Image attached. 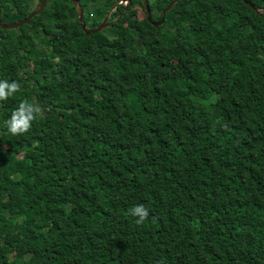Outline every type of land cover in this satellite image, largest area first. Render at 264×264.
<instances>
[{"label": "trees", "instance_id": "trees-1", "mask_svg": "<svg viewBox=\"0 0 264 264\" xmlns=\"http://www.w3.org/2000/svg\"><path fill=\"white\" fill-rule=\"evenodd\" d=\"M41 1L0 0L2 20ZM80 1L109 24L47 0L0 26V80L21 85L0 101V264H264V15L149 0L157 26L142 0ZM25 100L44 114L13 136Z\"/></svg>", "mask_w": 264, "mask_h": 264}, {"label": "clouds", "instance_id": "clouds-1", "mask_svg": "<svg viewBox=\"0 0 264 264\" xmlns=\"http://www.w3.org/2000/svg\"><path fill=\"white\" fill-rule=\"evenodd\" d=\"M21 90L20 83L8 80H0V101H7ZM44 109L35 103H29L27 100L22 101L19 107L14 110L11 117L7 120L8 131L13 136L27 134L32 128V122L38 117H42ZM130 214L140 219L138 223L143 222L149 216V210L143 205L139 204L133 206L129 210Z\"/></svg>", "mask_w": 264, "mask_h": 264}, {"label": "water", "instance_id": "water-1", "mask_svg": "<svg viewBox=\"0 0 264 264\" xmlns=\"http://www.w3.org/2000/svg\"><path fill=\"white\" fill-rule=\"evenodd\" d=\"M79 10V14H80V22L81 25L83 27V29L88 33H92V32H96L99 30H103L108 24H109V17L111 15V13L113 12L114 8L109 11L106 16L103 18L102 22L94 27H90L87 25L86 23V9H85V5L80 1V0H73ZM180 0H172L165 8H164V14H166L173 6H175ZM245 3H247L255 12L259 13L260 15H264V11L263 9L259 8L257 5L253 4L252 1L250 0H244ZM47 0H42L39 4V6L32 12L30 13L27 17L19 20V21H15V22H10V23H5L2 20V10L0 7V26L3 29H14L17 27H20L24 24H27L33 17H35L36 15L40 14L44 7L47 5L46 4ZM142 2L144 3L146 12H147V17L148 20L153 23V25H160L164 22L165 18L162 17L160 20H153V15H152V9L150 7V1L149 0H142ZM121 4H125L126 7H128L129 5H132L133 2L132 0H123L119 3L116 4V7H118Z\"/></svg>", "mask_w": 264, "mask_h": 264}, {"label": "rangeland", "instance_id": "rangeland-1", "mask_svg": "<svg viewBox=\"0 0 264 264\" xmlns=\"http://www.w3.org/2000/svg\"><path fill=\"white\" fill-rule=\"evenodd\" d=\"M71 12H73L72 9H71V10H67V11H65L66 14H71ZM135 14H136V16L141 17V18L145 15V11H144V9L141 7V5L139 4V2H137V4H136V7H135ZM15 148H16V149L14 150V153H18V152L21 151L20 148H18V147H15Z\"/></svg>", "mask_w": 264, "mask_h": 264}]
</instances>
